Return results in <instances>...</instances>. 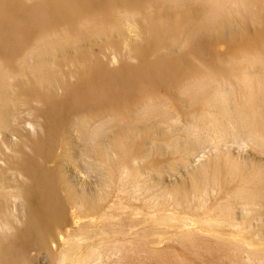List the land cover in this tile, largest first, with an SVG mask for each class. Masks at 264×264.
I'll return each instance as SVG.
<instances>
[{"label":"bare ground","instance_id":"obj_1","mask_svg":"<svg viewBox=\"0 0 264 264\" xmlns=\"http://www.w3.org/2000/svg\"><path fill=\"white\" fill-rule=\"evenodd\" d=\"M33 253L264 264V0H0V264Z\"/></svg>","mask_w":264,"mask_h":264},{"label":"rangeland","instance_id":"obj_2","mask_svg":"<svg viewBox=\"0 0 264 264\" xmlns=\"http://www.w3.org/2000/svg\"><path fill=\"white\" fill-rule=\"evenodd\" d=\"M252 29L250 30V32L251 33H253L254 32V30H253V27H251ZM227 45L226 44H223V43H220V44H218L217 46H216V49L217 50H215V51H219V52H221V51H225V49H227ZM240 47V46H239ZM214 49H215V47H214ZM226 53V51L223 53V56H225V57H228L229 56V47H228V49H227V53ZM247 149V151L245 150V151H243L244 152V154H246V155H248V154H250V156H252V155H254V152L249 148V147H247L246 148ZM237 152H239L238 151V148H235V153L237 154ZM241 152V151H240ZM252 153V154H251ZM243 154V153H242ZM243 154V155H244ZM198 161H196V162H194V164H196ZM81 175H83V178L85 177V178H87L84 174H82V173H78V172H76V179H78V180H80V178H81V180L83 179L82 178V176ZM179 176V175H178ZM89 177V176H88ZM92 177V178H91ZM94 176H90L89 178H87L86 180H88V181H93L92 179H94L93 178ZM172 178H174V177H172ZM33 257H35V258H33V261L35 262H33L32 261V264L34 263V264H48V261H46V258L43 256V253H41V254H34L33 253ZM41 257V258H40ZM225 258V257H224ZM37 260H38V262H37ZM45 260V261H44ZM41 261V262H40ZM37 262V263H36Z\"/></svg>","mask_w":264,"mask_h":264}]
</instances>
